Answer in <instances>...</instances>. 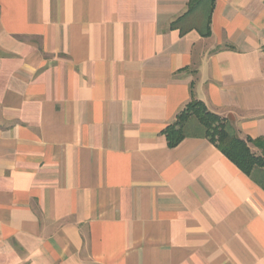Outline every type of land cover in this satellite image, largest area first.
I'll return each instance as SVG.
<instances>
[{"label":"crops","instance_id":"obj_1","mask_svg":"<svg viewBox=\"0 0 264 264\" xmlns=\"http://www.w3.org/2000/svg\"><path fill=\"white\" fill-rule=\"evenodd\" d=\"M189 1L0 0V264H264V188L164 133L198 99L264 137V0Z\"/></svg>","mask_w":264,"mask_h":264},{"label":"trees","instance_id":"obj_2","mask_svg":"<svg viewBox=\"0 0 264 264\" xmlns=\"http://www.w3.org/2000/svg\"><path fill=\"white\" fill-rule=\"evenodd\" d=\"M215 0H190L188 10L172 22L182 33L197 29L211 34ZM164 133L168 146L176 147L187 137H202L213 142L245 174L264 188V137L242 138L225 117L208 109L204 102L192 99L170 123ZM253 144L259 151H255Z\"/></svg>","mask_w":264,"mask_h":264}]
</instances>
